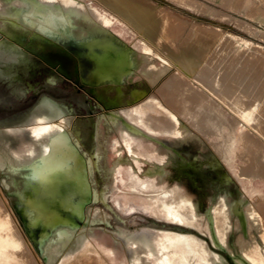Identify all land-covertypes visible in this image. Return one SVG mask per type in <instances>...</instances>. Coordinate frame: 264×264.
Wrapping results in <instances>:
<instances>
[{
    "label": "rangeland",
    "instance_id": "rangeland-1",
    "mask_svg": "<svg viewBox=\"0 0 264 264\" xmlns=\"http://www.w3.org/2000/svg\"><path fill=\"white\" fill-rule=\"evenodd\" d=\"M55 1L39 2L36 7L39 9L44 5H52ZM85 1L106 16L110 20V28L128 41L124 44L125 48H134L133 68L118 82L110 85L105 84L107 89L100 98L97 86L95 90H92L87 85L82 86L75 83L74 80L78 82V78L74 62L66 63L62 72L72 79L62 76L59 73L60 70L55 69L56 67L60 69L61 61L57 57L58 49L54 43L44 44L37 38L29 41V38L21 39L26 43V51L31 56L30 59H33L35 63L27 62L29 66L25 70L17 69L16 79L11 80L9 78L11 73L0 65L1 149L11 152V149L14 148L12 139L7 140V137L1 135L2 133H5L3 134L5 136L26 133L27 141L24 148L34 145L30 131L33 127L32 124L37 122L40 110L38 108L31 112L29 110L36 104L41 89L47 86L45 83L48 78L53 76L56 77V81L51 85L52 93L61 101H58L60 105L64 104L66 108L69 115L66 117V122L74 126L78 122V120H74L75 116L79 119L103 116L104 123L108 124L109 129L115 130L117 126L121 125L132 132L131 124L119 115L120 108L132 103L131 90L138 88L144 91L145 95L152 92L158 82L173 68L179 71L182 78L188 80L187 85L184 84L181 88L178 85L177 90L174 88V96L178 103L185 108L191 107L192 116L199 115L201 105L211 106L222 121L216 129L218 132H202L201 129L189 126L202 140L193 138L188 142H180L174 138V133H151L143 124L130 118L124 110V115L130 121L143 127L147 133L154 137L161 136L150 141L153 146L142 141H139L140 145L135 143V146H132L130 138L125 134L118 139V131L107 134L100 118L97 121L96 154L99 157L100 147L101 153L104 154L106 151V155H103L98 164L96 162L94 165L96 169L90 173L89 182L91 181L90 184L95 191H104L105 201L108 205L99 197L94 202H90V198L89 201L85 198V202L88 201V203L83 207V214L85 213L91 220L83 224L82 219L80 225L74 227L56 226L45 237L40 254L31 244L26 252L28 259L30 258V264H73V262L80 264L86 261L90 262V260L100 264H131L135 256L138 258L139 264H162L165 258H170L172 255L171 248L164 247V241L168 236L181 242L187 241L191 236L188 233H180L178 230L169 232L175 228L170 221L193 226L194 233L205 240V237L209 235L203 212L206 207H210L207 213L215 212L221 207H224V211H226V197L225 195L219 196L224 192L228 195L229 208L233 199L242 202L248 218V234L244 235L239 232L237 220L229 212L232 232L228 231V241L232 243L229 242L228 248L222 250L221 253L227 256L229 251L230 253L240 251L242 256L243 252L253 250L260 242L264 246V241H262L264 236V178L254 179L245 173L241 174L242 169L246 168L256 155L260 154L264 160V136L243 122L240 116L241 119L238 118L235 115L237 113L225 102L219 100L214 94L212 95L201 83H198L197 80L196 82L189 73L180 68L161 45L155 44L148 35L133 26L123 8L116 6L110 0ZM146 1L153 3V9H155L153 11L160 9L166 12L168 14H166V20L171 23L180 22L175 25L176 41L181 42L187 37L194 39L196 35L210 34L213 42L211 39L204 45L209 52L206 59L209 64L216 62L217 56L216 58L214 56L218 51V54L224 55L223 65L231 63L238 57L237 62L233 64L234 70H239L254 62L251 65L254 71L255 68L258 69L260 79L255 82L254 92L245 98L257 116L264 120V0ZM59 4L66 8L69 7L68 2H59ZM6 6L7 1L0 0V11L4 10ZM9 13L11 12L9 11ZM36 13L44 15V12ZM53 14L59 15L60 10H56ZM75 14L79 16V10ZM144 19H146L145 23L150 30L156 27L160 21L159 19L150 20V15ZM21 30L26 35L31 33L27 27ZM0 39L3 42H8L3 37ZM165 39L167 44L171 43L169 38L164 37V42ZM211 57L215 60L209 61ZM161 59L171 64L170 67L167 68ZM152 67H157L160 74L157 77L156 73L152 72L146 79L145 77L150 73ZM27 82L36 85V90L30 89L20 93L19 87L21 88L22 84ZM18 83H22L21 86L17 85ZM188 84H192L191 87H188ZM198 88L203 92L206 91L208 100L196 97L195 90ZM88 90L93 92V96L88 94ZM157 95L159 97H153L164 103V97L158 92ZM110 99H115V104H107ZM229 109L235 114L229 112ZM184 111L185 114L177 115L182 122L185 121V117L191 115L186 113V110ZM110 114L116 116L114 125L109 120L112 118ZM99 136H101L102 143ZM191 137L194 136L184 139ZM114 141L117 144V154L112 162L115 155ZM141 144H143L142 147ZM129 146L132 154H134L132 148L136 147L144 156V152H147V159L152 158L151 160L155 159L160 161L159 163L162 162L161 159L164 156L168 157L167 162L160 164L161 173L147 176V172L159 163L146 162L145 160L132 162L128 156ZM24 148L23 151H25ZM217 148L223 151L222 157L217 154ZM212 155L216 159L220 157L221 165L210 168L207 173L201 176L200 165H204L206 159ZM82 161L85 166L84 159ZM222 173L229 175L231 180L225 181ZM9 178V175L0 170V243L7 240L6 236L9 232H13L18 243L16 250H11V254L5 260H0V264H20L25 258V254L22 252L25 249L22 245L26 246L23 238H27V236L14 211L15 197L8 193L13 190L9 185ZM113 200L117 208L114 206ZM183 200L195 205L193 218L180 220L172 216V213L180 209ZM65 228L71 230L69 231L71 238L67 241L58 239L60 232ZM199 240L213 256L214 254L208 250L207 244L201 239ZM188 249L194 250L191 247ZM197 256L199 259L195 264H209L204 263L205 256L201 252L197 253ZM224 263L227 264L225 260Z\"/></svg>",
    "mask_w": 264,
    "mask_h": 264
},
{
    "label": "bare ground",
    "instance_id": "bare-ground-1",
    "mask_svg": "<svg viewBox=\"0 0 264 264\" xmlns=\"http://www.w3.org/2000/svg\"><path fill=\"white\" fill-rule=\"evenodd\" d=\"M45 1L46 0H14L18 6L26 10L24 13L26 15L35 13L34 10H31L32 3L37 5L39 2L43 3ZM110 1L114 2L116 6L123 8L125 13L129 16L132 25L148 35L155 44L161 45L170 58L178 63L180 68L189 73L195 81L197 80L198 83H201L212 95L214 94L219 100L221 99L225 102V104L238 115L230 109L229 112L231 111V113H234L238 118L241 117L242 119H240L243 122L255 128L264 136V120L259 118L260 116H257L251 109L250 103L245 98L248 94L250 95L254 92L255 82H258L260 79L258 69L255 68V71L253 70L252 65L254 62L245 65L239 70H234L233 64L237 62L238 57L235 58L234 61H231L232 64L228 63L223 65L224 55L218 54V51L214 56L215 58L217 56L216 62L209 64L206 61L209 52L205 49L204 45L212 39L210 34L204 36L196 35L194 39H188L187 37L181 42H178L176 41L177 30L175 25L180 22L171 23L166 20L168 14L160 9L153 11L155 9H153L152 2L146 0ZM55 2H68L69 7H71L73 0H56ZM77 10L78 8L75 9L73 13L75 14ZM3 14L11 13H0V15ZM148 15L151 16L150 20H160L157 26L153 27L152 30H150L145 23L146 19L144 18ZM178 16L183 18V16L179 14ZM103 18L107 22H110L108 18ZM177 27L179 26L177 25ZM164 37L169 38L171 43L167 44L168 42H166V39L164 42ZM212 60L211 57L209 61ZM187 81V79L181 77L179 71L173 68L172 73L155 88L156 93L158 92L164 97V103L159 102L151 95L137 103L136 106L126 109V114L136 122L143 124L146 129L153 134L170 132L174 133L177 139H184L191 134L188 129L189 126L194 129H201L202 132H218L216 129L219 127L222 120L217 116L211 106L201 105L199 108V115L192 116L190 112L192 108L182 107L177 99H175L174 88L177 90L178 85L180 88L183 87L184 84L187 85ZM83 84H87L92 90L94 88V85L89 83L84 82ZM192 84H188V87H191ZM205 92L198 88L195 90L196 97L208 100V95ZM190 103H192L191 100ZM184 110L187 111L186 113L191 114L189 117H185V123L177 117V115L181 113L185 114ZM47 118L40 119L39 123L33 129L32 133L36 137L51 135L56 128L60 127L57 126L58 123L56 125L50 124ZM69 140L68 134L61 128L50 136L47 148L38 160L29 166L21 167V169L28 171V173L22 176L24 181H22L21 186H18L20 189L18 190L17 186L14 185L12 186L14 191L8 192L10 196L15 197L14 211L28 238H23L26 246L19 242L23 249H25V251H22L25 254V258L20 264L31 263L26 253L31 244L36 252L40 254L41 245L45 237L48 236L56 226L64 225L67 227H74L80 225L82 219L83 224L88 221L86 214H83V207L89 200L90 202H94L95 196L92 195V187L88 175L83 170L85 167L83 161L81 160V164L77 162L75 154L78 153L81 159H83V156L80 151L75 153V150L69 145ZM226 143L229 142L226 141ZM216 150L217 154L222 157L223 151L220 148ZM220 157L217 158L218 161H220ZM243 173L254 179L264 178V160L261 158L260 154L256 155L250 164L242 169L241 174ZM85 198L87 200L90 199L85 202ZM194 215L195 205L186 200L182 201L178 211L172 213L173 217L179 218L180 220L193 218ZM207 216L214 235L221 243H224L225 228L228 222L224 207H221L215 212H208ZM209 225L206 224L208 233L210 232ZM66 234V231L62 230L58 238L60 239ZM6 237L7 240L0 243V255L2 254L0 258L1 261L5 260L11 254V250H16L18 243L13 232H9ZM262 238V241H264V236ZM164 247L171 248L172 255L170 258H165L162 264H195L199 259L197 253L200 252L205 256L204 263L225 264L224 260L217 254L211 256L203 243L192 235L187 241L184 240L183 242L180 240H173L168 236L164 241ZM188 247L194 250L191 251ZM242 257V259H245L249 264H264V246L260 242L253 250L243 252ZM73 264L75 263L73 262ZM80 264L100 263L90 260V262L86 261ZM131 264H139V260L136 256L133 258Z\"/></svg>",
    "mask_w": 264,
    "mask_h": 264
},
{
    "label": "flooded vegetation",
    "instance_id": "flooded-vegetation-1",
    "mask_svg": "<svg viewBox=\"0 0 264 264\" xmlns=\"http://www.w3.org/2000/svg\"><path fill=\"white\" fill-rule=\"evenodd\" d=\"M6 1L7 6L4 10L0 11V13L10 11L11 14L0 15V38L3 37L6 41H8L3 42L0 39V65L3 66L6 71H9L11 73L9 77L10 80L16 79V74L18 73L17 69L20 68L25 70L29 66L27 62H31L33 64L35 63L33 59H30L31 56L26 51V43L24 41H21V39L23 38H29L28 41L32 40L33 38H37L40 39L41 42L44 44L54 43L58 49L57 57L61 61L59 70L63 72L64 65L66 63L74 62L78 82L81 83L83 86L84 82L94 85L93 90H95V87L97 86V90L99 92L98 96L100 98L103 96L105 89H107L104 86L105 84L110 85L115 82H118L120 79L125 77V74L129 70L133 68L134 48H125L124 44L126 42L128 43V41L122 38L120 34L113 31L110 28V22H107L103 18L106 16L98 12V10L87 1L73 0L71 7H69L68 9L56 2H54L52 5H44L39 9L38 7H36V4L32 3L31 10H34V12H44V15L37 14L36 12L26 15L24 14L26 10H23V8L18 6L14 2V0ZM77 8L79 10V16L73 13V11ZM65 9L67 11H63ZM56 10H60V14L57 16L53 14ZM24 27L29 28L31 30V33L26 35L21 32V29ZM161 61L164 63V65H166L167 68L170 67L171 64H169L167 61H165L164 59H161ZM152 72H155L157 77L160 74L157 67H152L150 73L147 74L145 78L148 79ZM171 73L172 70L158 82L155 88ZM54 81H56L55 76H53L52 78H48V81H46L45 83L47 86L41 89V93L38 95L36 104L29 110L30 112L36 108L40 110V113L37 116V122L32 124L34 127H32L30 131L31 139L33 138L34 145L29 146L28 148H24V145L27 141L26 133H24V135L17 134L15 136L14 134L8 133H6L8 134V136L3 135L5 133L1 134L5 138L7 137V140L9 141L12 139L11 142L13 143L14 147L13 149H11V152L9 150L5 151L0 148V170L4 171L7 175H9V183L11 187L16 185L18 188V186L21 185L22 181H24V178L20 176H24L26 173H28V171L21 169V167L29 166L36 162V160H38V158L47 148L49 137L56 133L60 128L68 134V137L70 139L69 145L72 146V148L75 150V153H77V151H80L81 155L83 156L86 166V168L83 170L87 173L89 180L91 175L90 173L96 169V167H94V165H96V162L98 164L102 156L106 155V151L104 152V154L101 153L100 147L99 157H97L96 154L97 121L100 118V122L103 123V127L107 134H109V132L118 131L117 139L118 137H122V135L125 134L130 138L132 146H135V143L140 145L139 141L147 142L151 146H153L150 141H152L153 138L161 137H154L150 135L144 130L143 127L130 121L123 113L124 110L136 106L137 103L151 95L159 97L155 91V88L152 92L146 95L144 94V91L138 88H134L130 92V97L132 99V103L129 104L130 106L126 105L119 109V115L123 116L124 120L127 123L131 124V132L130 130L123 128V126L121 125L117 126L115 130L109 129L108 124L104 123L103 116H97L96 118L93 117L91 119H79L75 116L74 120H78L75 126L73 124L67 123L66 117H68L69 115L66 112V108L64 104L60 105L59 102L61 101L58 100L57 97L52 93L51 85L52 83H54ZM21 84L22 83H18L17 85L21 86ZM22 85L23 86L21 88L18 86L20 93H22L23 91H29L30 89L36 90V85L31 84L29 82L25 84L23 83ZM115 101V99H110L107 104H115ZM110 115H112V118H109V120H111L112 124L114 125V117L116 116L115 114ZM43 118L49 119L50 124L56 125L58 123L57 126L60 127L56 128L53 134L51 135L49 134L43 135L41 137H36L32 133V131L35 126L39 123V120ZM188 129L191 133L189 136L193 135L194 137L186 139H176L180 142H188L193 138L201 139L189 127ZM100 137L101 136H99V139ZM114 143L115 155L112 159V162L114 161L117 154V144L115 141ZM142 146L143 144H141V147ZM23 148L25 149V151H23ZM130 149L131 147L129 146L128 150L130 154H128V156L132 160V162H138L141 160H145L146 162L152 161L153 163L160 162L156 161L155 159L151 160L152 158L147 159V152H144V156L141 152L136 149V147L132 148L134 154L131 153ZM75 155L77 157V162L81 164L82 159L79 158L78 153ZM167 160L168 157L164 156V158L161 159L162 162L159 163V165H154L152 169L147 172L148 174L146 175L150 176L152 174H160L162 171L160 164H164L165 162H167ZM221 163L222 162L218 161L214 157V155L208 157L204 165H200L201 176L207 173V170H209L210 168H214L216 165H221ZM222 177L225 181L231 180V177L227 174L222 173ZM19 189L20 188H18V190ZM12 191H14V189ZM92 195L95 196V200L99 197V199L103 200L106 203L104 191L97 192L94 190V188H92ZM223 195H225L226 197L225 210L228 219L227 226L225 228L224 243H221V241L217 239V237L211 230V225H209L207 211L210 207H206L203 212L205 215V223L208 224L210 228V232L208 233L209 236H206L205 240L200 238L196 233H194L193 226L182 225L178 221H170L175 228L169 232H177L178 230L180 233H188L198 237L207 244V248L211 253L220 255L226 261L227 264H249L245 259H242L243 257L241 256L240 251H238V253H230L229 251L227 256H224L221 253L222 250L228 248L229 242L232 243L231 241H228V231L232 230V227L230 225V217L228 216L229 212L232 213V215L236 218L237 228L239 232L244 235L248 234V218L242 202L233 199L229 208L228 195L226 192H224L219 196ZM113 204L116 207L114 200ZM106 205L108 204L106 203ZM90 220L91 219L88 217V221ZM63 230L66 231L67 234L61 237L60 239L67 241L71 238L69 234V231L71 230L68 228H65Z\"/></svg>",
    "mask_w": 264,
    "mask_h": 264
},
{
    "label": "water",
    "instance_id": "water-1",
    "mask_svg": "<svg viewBox=\"0 0 264 264\" xmlns=\"http://www.w3.org/2000/svg\"><path fill=\"white\" fill-rule=\"evenodd\" d=\"M55 66H56V65H55ZM55 66H53V67H55ZM55 69H56L57 71H59L58 67H56ZM59 73H60L62 76L66 77V78H71L70 76H67V75H65L64 73L60 72V71H59ZM71 79H72V78H71ZM74 81H75L76 84H81V83L77 82L76 80H74ZM81 85H82V84H81ZM82 86H83V85H82ZM87 92H88V94H90V95L93 96V92H92L91 90H88Z\"/></svg>",
    "mask_w": 264,
    "mask_h": 264
}]
</instances>
